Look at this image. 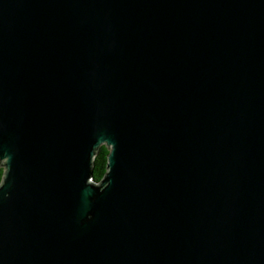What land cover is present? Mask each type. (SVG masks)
Instances as JSON below:
<instances>
[{"label":"water","instance_id":"water-1","mask_svg":"<svg viewBox=\"0 0 264 264\" xmlns=\"http://www.w3.org/2000/svg\"><path fill=\"white\" fill-rule=\"evenodd\" d=\"M0 167V264H264V0H0Z\"/></svg>","mask_w":264,"mask_h":264},{"label":"trees","instance_id":"trees-1","mask_svg":"<svg viewBox=\"0 0 264 264\" xmlns=\"http://www.w3.org/2000/svg\"><path fill=\"white\" fill-rule=\"evenodd\" d=\"M109 149L102 146L97 152L93 162V180L100 182L107 171ZM4 169L0 167V183L2 181Z\"/></svg>","mask_w":264,"mask_h":264}]
</instances>
